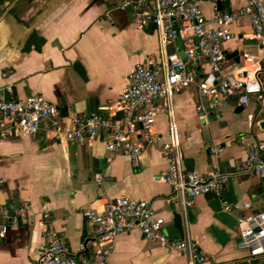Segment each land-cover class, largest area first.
I'll return each mask as SVG.
<instances>
[{
  "label": "crops",
  "instance_id": "obj_1",
  "mask_svg": "<svg viewBox=\"0 0 264 264\" xmlns=\"http://www.w3.org/2000/svg\"><path fill=\"white\" fill-rule=\"evenodd\" d=\"M126 1L131 0H0V98L23 100L40 94L57 105L61 116L108 117V105L130 84L135 65L162 63L156 27L139 30L132 14L118 7ZM221 2V10L244 4L243 0ZM202 8L207 19L216 16L211 2ZM251 30L248 18L232 25L233 39L224 45L226 68L239 64L236 51L258 53L255 43L241 38ZM261 64L264 78V58ZM8 84L11 92L5 89ZM197 101L195 87L172 97L184 168L203 175L216 169L232 173L233 165L246 156L235 142L237 137L251 132L264 141L258 126L263 117H257L263 100L252 98L244 107L237 98L219 96L207 121L198 116ZM169 120L166 114L157 117L159 141L148 142L139 131L137 137L145 148L137 165L107 151L102 139L90 145L61 144L48 139L44 131L5 137L0 145V201L27 204L29 212L0 237V264H36L48 230L59 234L70 253L82 243L90 250L95 230L83 212L101 208L102 192L148 201L164 218L169 237L180 239L190 233L207 256L205 264H264V254L251 257L238 246L240 220L264 209L262 179L252 173L236 175L221 197L201 195L184 215L182 206L170 200L171 185L161 179L169 163L163 149ZM219 143L225 144L224 149L211 153L210 147ZM96 173L103 175L101 184L94 180ZM215 201H220V209L214 207ZM44 206L48 218L43 217ZM109 264H187V258L145 241L135 228L117 237Z\"/></svg>",
  "mask_w": 264,
  "mask_h": 264
},
{
  "label": "built area",
  "instance_id": "obj_2",
  "mask_svg": "<svg viewBox=\"0 0 264 264\" xmlns=\"http://www.w3.org/2000/svg\"><path fill=\"white\" fill-rule=\"evenodd\" d=\"M219 1L223 0H131L121 3L118 7L132 14L139 30L150 25L156 27L161 45V65L136 64L130 84L108 105V117L97 113L61 116L57 105L40 94L23 100L0 98V145L14 132L35 136L44 131L48 139L61 144L90 145L102 139L107 151L123 155L137 165L145 148L137 137L139 131L146 141H159L157 117L166 114L170 120L168 140L163 149L169 163L161 179L171 185L173 194L170 200L182 206L184 215L201 195L214 193L221 197L226 184L236 175L257 174L264 189V141L258 140L251 132L241 133L235 140L246 156L233 165L232 173L216 169L203 175L184 168L179 128L172 108L175 93L195 87L198 95L196 111L206 121L210 112L217 108L219 96L237 98L244 107L252 98L264 100L261 82L264 0H243L244 4L236 10H219ZM205 2H211L217 10L211 20L203 12ZM244 18L250 20L252 30L242 34L241 38L255 43L258 53L243 51L239 54V64L226 68L224 45L233 39L232 25ZM5 89L11 92L12 85H6ZM203 99L208 103L204 104ZM162 100L167 104H160ZM224 145L211 146L210 152L220 153ZM94 180L101 184L104 180L102 173H96ZM2 182L0 178V184ZM100 199V209L88 207L83 212L95 230L90 250L82 243L77 252L70 253L59 234L48 230L36 264H109L117 237L135 228L142 232L145 241L182 253L187 264L207 262L205 252L188 231L180 239L169 237L164 229V218L148 201L128 196L110 197L104 192ZM225 210L230 208L226 206ZM28 212L27 204L17 206L0 201V237L5 236L10 227L18 225ZM43 217H49L45 206ZM239 230V248L248 250L251 257L263 255L264 209L240 220Z\"/></svg>",
  "mask_w": 264,
  "mask_h": 264
},
{
  "label": "water",
  "instance_id": "obj_3",
  "mask_svg": "<svg viewBox=\"0 0 264 264\" xmlns=\"http://www.w3.org/2000/svg\"><path fill=\"white\" fill-rule=\"evenodd\" d=\"M217 7H218L219 10L222 9L223 5H222V2H221V1H219V2L217 3ZM178 44H179L180 49L182 50V42H181L180 40L178 41ZM181 56L184 58V53H183V51H181ZM234 57H235V61H236V62H239L240 57H239V52H238V51H236V52L234 53ZM261 82H262L263 89H264V78H261ZM257 117H263V118L259 121L258 126H259L261 132H264V100H263V103H262V105H261V107H260V109H259V111H258ZM257 117H256V118H257ZM213 204H214V207H215L216 209H220V204H221L220 201H215Z\"/></svg>",
  "mask_w": 264,
  "mask_h": 264
}]
</instances>
